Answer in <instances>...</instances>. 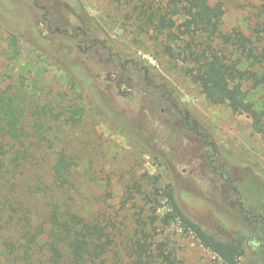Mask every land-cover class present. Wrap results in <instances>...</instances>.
Listing matches in <instances>:
<instances>
[{
	"label": "rangeland",
	"instance_id": "rangeland-1",
	"mask_svg": "<svg viewBox=\"0 0 264 264\" xmlns=\"http://www.w3.org/2000/svg\"><path fill=\"white\" fill-rule=\"evenodd\" d=\"M125 2L0 0V92H28L22 100L25 104L33 106L32 99L48 103L65 117L72 109L83 108L78 123L65 117L47 119L49 129L44 134L54 148L45 156L53 159L65 150L72 157L75 201L89 208V218L100 215L116 234L118 251L109 253L105 264H130L124 244L135 233L136 217L148 220L167 210L166 199L156 189L168 183L183 211L203 227L224 239L244 238L246 249L238 264H256L252 252L257 237L248 229L247 216L237 206L232 208L228 196L234 195L227 186L234 180L247 209L258 214L263 208L264 213V130L255 127L250 114L209 101L187 65L166 55L153 32L136 27ZM212 2L225 9L224 32L241 30L257 51L264 52V0ZM67 26L90 29L123 57L150 66L170 85L191 122L196 120L197 128L208 135V142L163 113L166 104L156 96L153 100L138 94L121 96L108 81L111 67L106 60L94 52L84 54L70 37L55 32ZM13 35L18 57L10 49ZM235 58L243 68L252 69L240 54ZM256 68L264 72V65ZM244 89L255 107L264 111V86L255 87L248 80ZM30 116L28 111L25 122ZM43 149L38 153L43 154ZM47 168L46 162L38 168L46 179ZM157 224L152 233L179 264H224L194 236L183 235L177 223Z\"/></svg>",
	"mask_w": 264,
	"mask_h": 264
},
{
	"label": "trees",
	"instance_id": "trees-1",
	"mask_svg": "<svg viewBox=\"0 0 264 264\" xmlns=\"http://www.w3.org/2000/svg\"><path fill=\"white\" fill-rule=\"evenodd\" d=\"M125 7L134 14L139 30L153 32L166 55L187 65L209 101L228 103L234 112L250 114L255 127L264 130V111L255 107L244 89L248 80L255 87L264 86V72L256 68L264 65V52L257 51L243 31H223L225 9L221 3L126 0ZM14 36L10 49L18 57ZM235 54L243 56L252 69L243 68ZM27 95L12 89L0 92V264H105L108 254L118 251L116 234L100 215L89 218V208L75 201L72 157L65 150H59L53 159L45 156L54 148L44 134L49 129L47 119L59 120L64 112L34 99L29 106L22 101ZM82 110L81 106L72 109L65 120L80 122ZM28 111L31 116L25 122ZM42 147L46 149L39 154ZM44 162L48 179L38 174ZM156 192L166 199L167 210L148 220L136 217L135 233L123 242L130 264H179L152 233L157 231L158 221L164 227L177 223L183 235L194 236L222 263H239L246 249L244 238L224 239L188 216L172 184L158 187Z\"/></svg>",
	"mask_w": 264,
	"mask_h": 264
},
{
	"label": "flooded vegetation",
	"instance_id": "flooded-vegetation-1",
	"mask_svg": "<svg viewBox=\"0 0 264 264\" xmlns=\"http://www.w3.org/2000/svg\"><path fill=\"white\" fill-rule=\"evenodd\" d=\"M49 30L51 33L53 32L51 28ZM55 32L70 37L76 47L80 48L84 54L94 52L101 60H106L107 65L111 67V71L108 73V81L116 86L121 96L134 98L135 94H138L146 100H153V97L156 96L159 99V103L166 104V108H162L163 113L170 115L176 124H181L189 130L195 131L205 143L208 142V135L203 134L197 128L196 120L191 122L190 115L185 113L182 102L174 95L170 85L162 80L163 78L158 74L156 75L150 66L143 64L136 58L123 57L119 51H114L105 41L97 39L90 29L83 30L79 26H67L64 29L56 28ZM142 106L146 108V104H142ZM181 119L183 120L181 121ZM209 143L213 148L215 147L213 141ZM214 171L218 173L216 166H214ZM220 174L222 178L225 177L223 173ZM227 189L234 195L233 197L231 195L228 196L232 208L237 206L240 212L247 216L248 229L250 233H254L253 237H257L252 252L255 255L254 261L256 264H264L263 208L258 214L254 210L247 209L241 200L242 192L235 185L234 180H229ZM261 247L262 249H260Z\"/></svg>",
	"mask_w": 264,
	"mask_h": 264
}]
</instances>
